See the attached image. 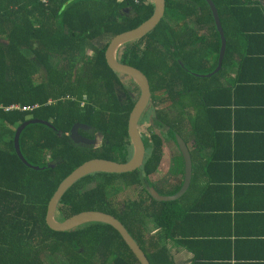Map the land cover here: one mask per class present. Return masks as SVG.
<instances>
[{
	"label": "trees",
	"instance_id": "obj_1",
	"mask_svg": "<svg viewBox=\"0 0 264 264\" xmlns=\"http://www.w3.org/2000/svg\"><path fill=\"white\" fill-rule=\"evenodd\" d=\"M238 1L212 0L224 36L229 16L237 15ZM77 2L49 0L42 5L38 0H0V122L7 126L0 128V264H140L108 225L86 223L56 232L45 222L48 201L75 168L94 158L117 163L131 158L127 122L139 89L130 78L111 71L103 53L111 37L136 29L153 13L150 4H118L114 0H90L85 2L89 7H80L83 13H79ZM125 6L129 9L127 16L122 12ZM220 48L221 38L205 0H164L163 17L157 27L117 50V61L140 70L149 82L151 102L146 112L150 137L143 141V164L133 172L94 173L75 182L58 203L59 221L82 211L109 214L122 223L149 264H171L162 237L183 219L184 195L175 201L156 202L149 188L162 195L175 194L182 181L172 189L161 190L149 176L158 168L163 140L176 147L174 136L183 140L181 131L190 129L198 143V128L188 115L186 102L194 111L198 97L209 91L200 87V81L223 74L226 55L218 74L210 79L201 77L216 69ZM51 52L56 55L53 59ZM40 69L45 73L37 84ZM117 91L123 96L119 97ZM66 96L86 99L71 101L64 99ZM12 104L37 108L31 112L4 111ZM160 104L166 107L156 110ZM173 104L175 113L168 124L164 117H171ZM28 120L48 122L52 127L31 125L20 134L23 159L39 169L24 165L14 151L12 129ZM76 124L98 134L95 147L71 141L69 134ZM116 179L136 190L138 196L124 203L119 216L98 207L103 203L99 196ZM84 184L89 188L82 190L81 196V189L76 188ZM145 218L161 220L164 235L159 231L147 239Z\"/></svg>",
	"mask_w": 264,
	"mask_h": 264
},
{
	"label": "crops",
	"instance_id": "obj_2",
	"mask_svg": "<svg viewBox=\"0 0 264 264\" xmlns=\"http://www.w3.org/2000/svg\"><path fill=\"white\" fill-rule=\"evenodd\" d=\"M71 1H78L75 9L83 13L79 8L89 7L85 2L90 0ZM238 2L237 15H230L226 24L223 74L200 81L209 91L198 97L194 111L186 102L198 143L190 129L181 131L190 153L191 180L183 194V219L162 237L171 264H264V0ZM149 4L153 6L152 0ZM122 10L127 16V6ZM38 71L40 81L45 72ZM148 118L144 124H150ZM170 144L163 140L162 149ZM176 150H170L173 160ZM160 224L146 222L147 239L159 231L164 235Z\"/></svg>",
	"mask_w": 264,
	"mask_h": 264
},
{
	"label": "water",
	"instance_id": "obj_3",
	"mask_svg": "<svg viewBox=\"0 0 264 264\" xmlns=\"http://www.w3.org/2000/svg\"><path fill=\"white\" fill-rule=\"evenodd\" d=\"M205 1L210 9L212 18H214L216 29L220 35L221 48H220L217 68L208 75H202V77L203 76L208 77L220 72V69L222 67V61L225 54V46H226V41L221 27V21L219 18L218 9L215 3L212 2V0H205ZM152 3H153L152 16L145 23H143L136 29H132L114 36L108 42L104 50V60L107 67L118 75H123L130 78L137 85L139 89L138 99L134 104V107L128 117V122H127V135L132 150L131 158L125 163H117L109 160L94 158L81 164L80 166L75 168L67 177H65L61 181V183L58 184L50 200L48 201L46 215H45L46 225L51 230L56 232L70 231L86 223H101L110 226L118 233L120 238L123 239V241L129 247V249L137 258L140 264H149L148 259L146 258L145 254L140 249L138 244L135 242V240L131 237V235L122 225V223H120L113 216L99 211H83L62 221L56 220L55 216H56V209L58 203L62 198L64 192L81 178L94 173H107V174L129 173L137 170L143 164L145 157V146L140 136L138 127L143 114L146 112L148 105L151 102V92H150L149 82L146 76L140 70L132 66L119 63L116 59V53L120 47L124 46L127 43L136 41L144 37L147 33L153 31L157 27V24L163 17L164 0H152ZM31 125H43L52 128L50 123L43 122L41 120L26 121L25 123L21 124L15 131L13 138L14 150L16 156L24 165L31 167L33 169H39V167L27 165L19 149L20 134L27 126H31ZM79 130L89 131V128L87 126H83L79 124L74 125L69 134V138L71 139V141L77 145H82V146H89L90 144H92L93 143L92 141H89L88 139L83 138L79 135L78 133ZM174 142L176 145V149L178 153H180L183 161L184 169H183L182 184L179 190L175 194H169V195L159 194L152 187H150L149 192L151 194V199H153L156 202L175 201L179 199L180 196L187 191L190 185L191 158L188 147L183 142V140L180 139L178 136H174Z\"/></svg>",
	"mask_w": 264,
	"mask_h": 264
},
{
	"label": "rangeland",
	"instance_id": "obj_4",
	"mask_svg": "<svg viewBox=\"0 0 264 264\" xmlns=\"http://www.w3.org/2000/svg\"><path fill=\"white\" fill-rule=\"evenodd\" d=\"M86 54L88 55H92V52L90 50H86ZM37 76V75H36ZM39 76H37L38 78ZM73 78H78L76 76H73ZM37 84H39L40 82H38L39 80H36ZM26 83V82H24ZM57 92V91H56ZM118 96H123L122 93H120L119 91H117ZM162 94V93H160ZM66 100H71V101H78V99H81V101L85 100L86 98H76V96H66V98H64ZM12 107H19L20 105L18 104H12L10 105L9 108L4 109V111L8 112V111H19L16 109H11ZM81 107H83V103H81ZM166 105L165 104H160L157 105L156 110L159 109H163L165 108ZM81 112H83L84 110H80ZM171 117H169V114H167V117H164V120L166 123L170 124L171 119H172V115L175 113V107L174 104L172 105V107L170 108V112ZM147 112H145L140 120V126L139 128V133L140 136L142 138V141L147 142L146 140H148V138L150 137V133L148 132V128L150 127V124L148 125L147 123L144 124V122L146 121L147 118ZM150 118V117H149ZM148 118V122L149 119ZM17 125L14 127V129H16ZM85 132H87V130H84ZM92 130H89V132H91ZM154 132V131H153ZM96 133V132H95ZM97 134V133H96ZM58 135V134H57ZM99 137V136H98ZM163 148V147H162ZM165 149H162V159H160V162L158 164V168L155 170L154 175L149 176L150 181H152L154 183V185L161 190H169L171 188H169V186H173V184H177L180 183V181H182V173H183V165H181V160H180V155H178L177 153L174 154L175 158L178 157L179 161H175L173 160V155L170 153L172 149H174L175 147L170 144V145H166L164 146ZM44 157L47 155L46 153ZM175 161V162H174ZM86 162V161H85ZM84 162V163H85ZM127 162V161H126ZM51 163H50V167H51ZM44 166H42L43 168ZM142 169H140L139 173L141 172ZM142 174V172H141ZM117 185V186H113V185ZM84 187V188H83ZM89 187H86L85 184L82 185H78L76 189H81V196H83L82 194V190H86ZM134 192V195L136 193V195L131 196V193ZM136 200L138 198L137 196V191L136 190H132L131 188H126V184H123L122 182H119L117 179L116 181L112 182V185L105 188V190L101 193V195L99 196L100 201H102V204H98V207L106 212L111 213L112 215L115 216H119L120 212H122V209L124 207V203L129 200V199H133ZM83 212V211H82ZM56 220L59 221V218L56 217ZM144 220H152L150 218H145Z\"/></svg>",
	"mask_w": 264,
	"mask_h": 264
},
{
	"label": "built area",
	"instance_id": "obj_5",
	"mask_svg": "<svg viewBox=\"0 0 264 264\" xmlns=\"http://www.w3.org/2000/svg\"><path fill=\"white\" fill-rule=\"evenodd\" d=\"M42 5H47L48 0H38ZM119 3H123V2H129V3H133L134 5H141V4H147L148 2H150L151 0H115ZM37 108V105H34V107H12L11 109H16L19 110L21 112H31L34 109Z\"/></svg>",
	"mask_w": 264,
	"mask_h": 264
},
{
	"label": "flooded vegetation",
	"instance_id": "obj_6",
	"mask_svg": "<svg viewBox=\"0 0 264 264\" xmlns=\"http://www.w3.org/2000/svg\"><path fill=\"white\" fill-rule=\"evenodd\" d=\"M80 131V130H79ZM79 133V132H78ZM83 133H87L88 135L85 137V135H83V134H80L79 133V135L81 136V137H83V138H86V139H88L89 141H92L93 143L92 144H90L89 146H96V144H98V141H97V137H98V134H96V135H94V134H92V132H89V131H87V132H84L83 131Z\"/></svg>",
	"mask_w": 264,
	"mask_h": 264
}]
</instances>
